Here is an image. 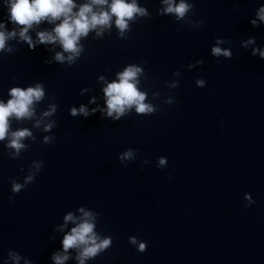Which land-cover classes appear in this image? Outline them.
Segmentation results:
<instances>
[{"label": "clouds", "instance_id": "9594fccd", "mask_svg": "<svg viewBox=\"0 0 264 264\" xmlns=\"http://www.w3.org/2000/svg\"><path fill=\"white\" fill-rule=\"evenodd\" d=\"M166 5L161 14H174L177 20H181L193 7L191 4L180 0L176 3L175 0H162ZM93 5L104 6L108 5L107 11L101 10L94 11ZM76 7L74 0H11L10 3V19L17 25L23 26L19 31L21 39L28 42L29 46L34 48L31 37L27 35L28 30L33 24H39L42 20L47 19L50 23L63 17L60 24L56 25L53 32L42 31L37 33L38 42L42 44L56 43L61 44L64 52L70 53L67 57L69 63L74 62L75 58L79 56L82 49L78 47V41L82 36H87L91 30L99 28L100 31L97 35L103 31L104 28L111 27L112 17L115 19V26L123 34L128 29V21L134 19L135 16H146L147 11L137 5L136 0H132L131 3L126 0H111V4H108V0H91L90 3H85L79 7L78 12H73ZM257 16L259 20L264 21V7L260 8ZM252 24H256L253 20ZM4 28V24L0 23V29ZM16 31H0V50L5 48V43L8 39L16 36ZM223 43L222 40H217V44ZM249 43H254L253 40H249L245 43V46ZM258 49L253 50L255 55ZM212 54L214 56L230 57L231 52L227 49H221L220 47H213ZM261 57H264V51H259ZM55 60L63 62L65 56L57 52ZM141 69L135 66L127 67L123 72L118 74V82L113 81L104 88V94L107 97V116L119 119L124 115L126 109H130L133 105L136 107L138 113H151L154 111L153 107L149 104H145V94L137 89V76L141 73ZM101 79H103L101 77ZM203 81H197L199 86H203ZM11 99L7 103L0 102V141H3L9 135V118L15 117L17 120L22 118H31L35 112L33 109L34 101H40L44 97V90L41 85L35 87H28L27 89H21L19 87L10 90ZM90 102H94L90 101ZM55 105L50 106L49 111L43 115L45 117L55 112ZM93 112L96 109L92 110ZM89 115V112L85 106H81L79 109L72 108L71 115ZM40 121H37L39 126ZM53 125L51 123L45 125V131L50 130ZM32 133L28 129L17 130L11 133V139L7 145L9 148L14 149L18 155L20 150L25 148V145L21 141L25 137H30ZM45 137V143L48 142ZM133 152L131 150L123 153L120 157L121 161L125 159H131ZM166 164L164 158H160L159 165ZM41 167L40 164H36L37 170ZM34 175H29L25 179V184L32 182ZM24 185L13 183V193H18ZM246 199L251 201V197L247 196ZM79 211L82 216L77 222V217L72 213H68L64 217L65 225L68 222H73L76 226L73 227L70 232L64 235L62 246L63 253H54L52 260L54 264H64L69 259L67 255L69 249H77V260L79 264H84V261L89 258H94L98 254L110 247L112 240L110 237L101 239L94 231L95 228V216L89 211H85L80 208ZM64 225L60 226L61 230ZM129 241L132 244H136L135 237H129ZM146 244L141 242L138 245V251L144 252L146 250ZM19 259V257H14Z\"/></svg>", "mask_w": 264, "mask_h": 264}]
</instances>
